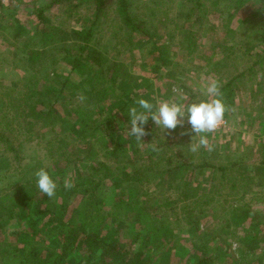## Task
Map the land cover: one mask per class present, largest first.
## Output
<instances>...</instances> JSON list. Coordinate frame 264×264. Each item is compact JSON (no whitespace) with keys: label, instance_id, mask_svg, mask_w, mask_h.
<instances>
[{"label":"rangeland","instance_id":"1","mask_svg":"<svg viewBox=\"0 0 264 264\" xmlns=\"http://www.w3.org/2000/svg\"><path fill=\"white\" fill-rule=\"evenodd\" d=\"M50 1L0 0V129L12 130L11 143L16 149L10 152L7 144L0 142V195L16 181L37 178L35 173L42 168L57 185L65 180L74 182L78 173L87 172L90 163L85 157L86 147L62 121L70 126L73 119L65 109L79 102L87 104L85 93L89 90L79 84V76H70L63 94L66 100L61 99L56 105L54 118L33 120V129L16 118V107L8 103L10 97H18L25 90V77H33L41 89L48 71L62 78L69 72L60 59L52 64L53 55L59 56L57 49L51 52L53 55H42L34 64L28 54V49L40 47L37 38H28L38 23L36 10ZM219 1L199 0L197 5L193 0H133L135 11L144 22L145 35L137 34L131 39L115 11L106 4L92 42L107 56V63H115L118 71L127 73L126 81L116 84V92L126 88L135 101L147 99L158 105L165 100H206L210 97L202 91L207 82L215 80L222 85L235 78L234 104L228 108L224 124L206 134L212 151L202 147L196 153L190 152L195 133L190 132L186 118L183 127L171 132L162 131L149 119L145 125L147 135L137 142L128 135L130 120L125 118L130 116L124 112L115 139L98 152L99 159L116 172L97 191L105 201L101 205L103 214L116 212L113 222L107 219L116 237L126 221L130 225L123 231L124 237L143 232L139 217L145 219L149 212L154 216L148 218L158 227L169 229L164 240L147 243L156 264H192L201 250L213 255L216 264H253L255 259H264V56L260 41L264 18L251 15V1L258 0L237 3V9L231 7L232 0ZM67 8L57 3L47 9L46 17L65 29L87 25L80 15L91 8H82L79 13L69 9L70 13ZM87 15L91 17V13ZM80 95L86 98L83 102L78 99ZM109 104L107 100L102 105L115 107L113 101L112 106ZM99 115H106L105 108ZM99 141L92 140L91 146ZM180 162H206L213 167L195 169L191 176L189 168L178 166ZM225 165L226 171L216 170V166ZM132 166L137 169L135 176ZM123 172L139 182L131 186L140 188L137 196L134 189L127 188L126 183L131 181L127 177L122 181ZM183 186L190 199L194 192V201H190L191 207L181 209ZM121 191L126 192L123 201L119 199ZM135 202L140 211L132 212ZM191 208L194 209L187 214ZM63 264L78 261L70 258Z\"/></svg>","mask_w":264,"mask_h":264},{"label":"trees","instance_id":"2","mask_svg":"<svg viewBox=\"0 0 264 264\" xmlns=\"http://www.w3.org/2000/svg\"><path fill=\"white\" fill-rule=\"evenodd\" d=\"M193 1L197 5L200 4L197 3L199 0ZM232 1L231 7L237 9V3L245 0ZM251 2H253L251 15L259 19L264 18V0ZM57 3L65 4L70 13V10L79 13L82 8H91L88 12L91 13V17L87 15L88 13L80 15L87 25L78 29H65L51 23L45 12ZM106 4L112 7V12L115 11L118 22L125 27L122 29L130 34V39L137 34L145 35L144 22L137 15L133 0H51L48 5L38 7L36 10L38 23L28 38H37L40 47L28 49L31 64L41 59L42 55L47 56L57 49L59 56L52 54L54 56L52 64L60 59L69 67V72L62 78L48 71L45 73L46 84L41 89L32 81L33 77H25L24 79H28L25 90L18 97H10L8 103L11 107H16L13 112L16 118H20L29 129H33V120L48 118L51 121L54 118L56 105L61 99L66 100L63 94L70 76H79V84L89 90L85 93L87 104L84 106L79 102L71 109H65L66 114L73 119L70 120V126L64 119L62 121L63 126H68L73 136L86 147L85 157H88L87 161L90 160L92 165L90 163L87 165L86 173H78L75 176L72 182L74 187L71 189H65L64 183L57 185L55 196L51 199L40 193L37 178L16 181L4 195H0V264H63L70 258L77 259L78 264H156L147 243L164 240L169 229L162 225L158 227L156 222L148 218L154 216L149 212L146 213L147 218L139 217V226L144 228L143 232L136 231L131 237H124L123 231L128 230L130 225L129 221H126L118 229L116 237L114 229L107 222L109 218L113 222L116 212L108 211L104 215L101 205L105 201L97 194L100 184H106L116 173L115 168L99 159L98 152L102 148H108L107 143L115 139L117 128L123 117L125 118L123 113L128 114L130 107L137 106L135 97L128 95L129 91L126 88L119 93L116 92V84L119 80L126 81L127 73L118 71L115 63H107V56L99 47L92 44L98 34L101 15L104 16L108 7ZM262 32L264 34V31ZM70 36L72 40L69 41ZM260 41L263 45V58L264 36ZM234 79L233 77L225 81L220 89L227 108L234 104ZM150 86L148 84V88ZM108 96L114 102L113 109L102 105L110 100L109 105L112 106ZM0 99L2 100L1 97ZM15 101L18 104H15ZM104 108L106 115L100 117L99 112ZM125 119L130 120V117ZM6 129V127L0 129V142L7 144V150L14 153L16 149L11 143L12 130ZM95 139H99L100 143L91 146L92 140ZM178 166L183 169L189 168L191 176L195 169L213 167L206 162L199 165L180 162ZM216 170L224 172L227 166H216ZM131 172L132 175H137L134 166ZM120 175L122 181L126 177L127 181H131L126 183L127 188L130 187L129 191L134 189V195L137 196L140 188L131 187L132 184L133 186L139 184L137 179H132L131 175L125 172ZM182 190L184 207L181 209L191 207L194 192L190 199L191 196L185 186ZM124 195L125 191L119 193L120 201H123ZM70 205L71 208H68ZM192 209L194 208L189 209L187 214ZM200 210L201 208L198 212ZM131 211H140L137 202L131 206ZM121 236L125 240H121ZM141 236L143 237L141 243L134 247ZM49 242L52 246L48 245ZM201 251V254L193 258L192 264H216L213 255L207 254L205 250ZM253 264H264V259H255Z\"/></svg>","mask_w":264,"mask_h":264},{"label":"clouds","instance_id":"3","mask_svg":"<svg viewBox=\"0 0 264 264\" xmlns=\"http://www.w3.org/2000/svg\"><path fill=\"white\" fill-rule=\"evenodd\" d=\"M221 85L218 81L210 80L204 87L202 94L210 99L193 101L191 103L178 101H161L154 105L147 99H138L135 101L137 106L129 108L130 129L128 135L135 137L137 142H141L142 137L147 135L145 125L151 119L155 125L162 131H174L178 126L183 127L185 118L190 125V132L195 133L192 142L189 144V150L196 153L200 148H206L212 151L207 138V133L215 132L224 122L225 113L228 111L223 102ZM78 99L83 102L86 98L80 95ZM183 99V98H182ZM187 101V99L185 100ZM189 134L181 132V135ZM199 137L196 142L194 138ZM37 177V187L41 194L49 199L56 193L57 184L45 169H40L35 173ZM65 189H71L74 184L70 180H65Z\"/></svg>","mask_w":264,"mask_h":264},{"label":"built area","instance_id":"4","mask_svg":"<svg viewBox=\"0 0 264 264\" xmlns=\"http://www.w3.org/2000/svg\"><path fill=\"white\" fill-rule=\"evenodd\" d=\"M223 124H224V122L222 123V125H223ZM222 125H221V126H222Z\"/></svg>","mask_w":264,"mask_h":264}]
</instances>
